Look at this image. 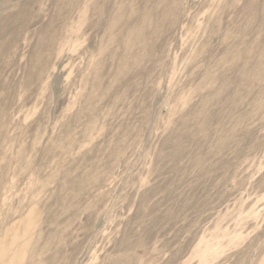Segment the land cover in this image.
<instances>
[{
  "label": "rangeland",
  "instance_id": "rangeland-1",
  "mask_svg": "<svg viewBox=\"0 0 264 264\" xmlns=\"http://www.w3.org/2000/svg\"><path fill=\"white\" fill-rule=\"evenodd\" d=\"M0 264H264V0H0Z\"/></svg>",
  "mask_w": 264,
  "mask_h": 264
}]
</instances>
